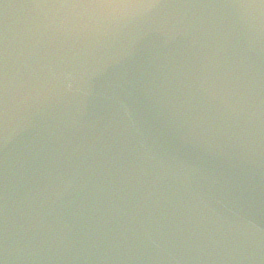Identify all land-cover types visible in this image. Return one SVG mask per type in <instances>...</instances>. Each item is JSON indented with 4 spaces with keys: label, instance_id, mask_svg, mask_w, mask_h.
Masks as SVG:
<instances>
[{
    "label": "water",
    "instance_id": "1",
    "mask_svg": "<svg viewBox=\"0 0 264 264\" xmlns=\"http://www.w3.org/2000/svg\"><path fill=\"white\" fill-rule=\"evenodd\" d=\"M3 264H264V0H0Z\"/></svg>",
    "mask_w": 264,
    "mask_h": 264
},
{
    "label": "snow or ice",
    "instance_id": "2",
    "mask_svg": "<svg viewBox=\"0 0 264 264\" xmlns=\"http://www.w3.org/2000/svg\"><path fill=\"white\" fill-rule=\"evenodd\" d=\"M0 264H3V262H2V261H0Z\"/></svg>",
    "mask_w": 264,
    "mask_h": 264
}]
</instances>
